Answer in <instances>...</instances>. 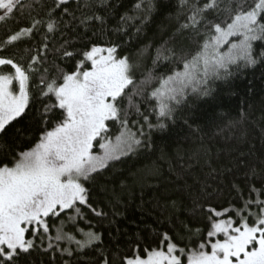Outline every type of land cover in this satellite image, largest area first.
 Instances as JSON below:
<instances>
[{
  "label": "trees",
  "instance_id": "obj_1",
  "mask_svg": "<svg viewBox=\"0 0 264 264\" xmlns=\"http://www.w3.org/2000/svg\"><path fill=\"white\" fill-rule=\"evenodd\" d=\"M209 2L69 0L57 7L58 0H22V9L0 21V55L26 68L31 65L33 96L25 115L13 122L7 135H0V161L7 163L34 147L44 121L50 128L61 118L62 110L44 113L53 99L41 94L42 79L59 81L76 70L93 46L115 47L117 57H126L131 65L136 86L125 90L119 106L141 141L84 181L88 204L79 205L76 226L65 231L78 240L93 231L98 241L78 247L67 239H53L49 248L47 238L37 239L36 247L17 264H104L105 259L122 264L137 249L143 254L145 248L166 246L164 234L188 251L210 240L212 220L232 219L239 226L246 215L249 224L253 222L256 204L243 209L245 201L264 200V41L253 42L255 64L241 60L219 76L210 75L198 88L189 87L179 103L170 102L171 115L163 121L158 100L151 95L161 78L184 70V63L214 35L213 23L230 22L238 4L248 8L255 0H216L199 25L183 27L190 25L194 9ZM53 20L56 28L49 32L47 24ZM35 21L40 23L33 27ZM29 27L30 36L6 43ZM89 68L85 61L82 70ZM0 69V74L14 72L11 66ZM159 123L166 127L159 128ZM107 126L106 135L113 140L123 131L119 120H109ZM210 208L224 215L217 217Z\"/></svg>",
  "mask_w": 264,
  "mask_h": 264
},
{
  "label": "snow or ice",
  "instance_id": "obj_2",
  "mask_svg": "<svg viewBox=\"0 0 264 264\" xmlns=\"http://www.w3.org/2000/svg\"><path fill=\"white\" fill-rule=\"evenodd\" d=\"M66 3L67 0H58L57 7ZM22 7L21 0H0V9L4 10L0 21ZM215 7L216 0H210L203 9H194L189 17L190 25L183 27L199 25L203 12ZM39 23L35 21L33 27ZM33 27L16 32L6 43L30 36ZM55 28L56 21L47 24L49 32ZM212 31L214 35L208 37L202 49L184 63V70L161 78L160 87L152 91V97L158 100L162 121L171 115L170 102L179 103L189 87L198 88L210 75L219 76L222 70L227 72L230 65L241 60L256 63L253 42L264 41V0H255L248 8L238 4L230 15V22L213 23ZM232 37L240 38L239 42H230ZM226 44H230L229 50L221 51ZM116 51L115 47L93 46L83 53L84 60L76 70L63 74L59 81L42 79L41 94L53 99L45 105L44 113L62 110L61 118L50 128L49 122L44 121L45 130L34 147L17 153L7 163L0 161V264H17L21 255L36 247L37 239L47 238L49 248L53 247V239H67L78 247L100 239L97 233L88 231L83 233V240H78L65 231L64 221L56 227L54 237L45 234L50 232L48 217L59 216L66 210L81 215L79 205L88 204V189L82 181L141 144L137 134L128 127V120L121 116L120 99L127 95L125 90L129 86L136 85L127 58L117 57ZM85 61L90 62V69L82 70ZM36 62L34 58L33 63ZM0 66L14 69L0 74V135H7L13 122L25 115L33 99L31 65L26 68L13 58L0 55ZM14 81L18 88L13 87ZM109 120H119L123 129L115 140L106 135ZM158 127L163 129L166 125L159 123ZM98 137L103 140L99 143L102 154L93 152ZM253 203L259 211L251 224L246 215L240 217L239 226H234L237 222L232 219L212 220L207 236L222 237L214 242L208 240L186 251L164 234L166 246L145 248L143 254L137 249L131 256H125L122 264H183L182 258H186V264H264V200L245 201L243 210L247 211ZM208 211L217 217L224 215L215 209ZM67 221L73 222L74 217L67 216ZM104 264H109L107 259Z\"/></svg>",
  "mask_w": 264,
  "mask_h": 264
},
{
  "label": "rangeland",
  "instance_id": "obj_3",
  "mask_svg": "<svg viewBox=\"0 0 264 264\" xmlns=\"http://www.w3.org/2000/svg\"><path fill=\"white\" fill-rule=\"evenodd\" d=\"M67 1H69V0H67ZM0 10H2V9H0ZM2 11H4V10H2ZM239 39L240 38H238V37H232V38H230V42H237L238 43ZM229 47H230V44L223 45L222 48H221V51L227 52L229 50ZM104 54L106 55L107 53H104ZM15 84H16V86L18 88V84L15 81L13 82V87L15 86ZM107 122L108 121H106V124H107ZM98 139H99V137L97 138V140ZM102 142L103 141H101L99 143H102ZM99 143L94 142L93 152L96 153V154H102L103 153V150L99 148ZM82 182L84 183V181H82ZM69 215L74 217V221L73 222H68L67 221V216H69ZM50 217L47 218V222L49 223V226H50V232L45 234L46 237L47 236H51L52 233L56 234V227L58 225H60L62 221L65 222V227H74V226H76V222H77V218H78V216H76V214H75V212L73 210H66V212H62L59 216H52V219H50ZM56 222H57V225L55 224ZM234 226H237V225H234ZM218 238H222V237H212V238H209V239L214 242L215 239H218ZM182 260H183V258H182ZM183 264H186V261Z\"/></svg>",
  "mask_w": 264,
  "mask_h": 264
}]
</instances>
